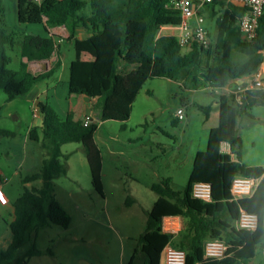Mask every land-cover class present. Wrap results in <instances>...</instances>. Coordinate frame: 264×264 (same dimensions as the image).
Listing matches in <instances>:
<instances>
[{
    "label": "trees",
    "instance_id": "1",
    "mask_svg": "<svg viewBox=\"0 0 264 264\" xmlns=\"http://www.w3.org/2000/svg\"><path fill=\"white\" fill-rule=\"evenodd\" d=\"M168 1L16 0L18 22L43 23L45 29L44 34L23 33L17 41L16 34L4 21V4L0 0V90L7 99L27 92L60 68L59 42L47 31L57 25L65 26L73 51L68 63V92L100 99L97 120L92 119L86 125L71 112L61 117L48 102H38L41 123L29 129L28 137L39 143L43 157L38 170L20 176L22 190L12 201L10 240L7 247L0 248V264H28L30 257L41 255L43 251L35 244L39 227L69 226L71 216L56 198L53 181L66 174L63 143H80L91 184L103 196L102 155L94 141L98 121L114 119L122 121L121 127H125L128 109L147 79L168 78L184 89L220 88L229 80L257 72L264 63V7L256 36L246 40L238 28L244 8L227 0H213L198 10L214 21L215 32L208 44L182 45L177 36L160 33L163 26L180 23L179 11L169 6ZM79 30L85 34L79 36ZM16 41L20 55L27 60L47 59L52 53L56 58L49 69L36 74L28 71L22 60L18 69H10L6 49ZM232 49L245 58L234 60ZM218 103V124L209 130L206 148L195 153L184 187L175 189L168 176L149 185L157 198L147 211L136 247L124 264H160V253L166 244L184 250L185 264H247L256 247L264 244L263 168L242 162V141L236 130L237 118L253 119L250 108L264 104V90L245 88L238 99L234 94L220 93ZM193 105L204 115L211 109L210 104ZM177 121L172 119L173 123ZM12 135L13 131L0 128V136ZM221 143H228L235 159L220 150ZM237 174L259 179L250 196L231 198L229 187ZM37 180L39 185H26ZM197 181L210 184L209 201L192 196L191 188ZM132 201L127 194L125 204ZM240 209L257 215L254 230L235 226ZM168 215H179L183 220L176 234L161 230V219ZM207 238L224 240L227 244L224 257H203ZM46 252L54 255L50 247Z\"/></svg>",
    "mask_w": 264,
    "mask_h": 264
},
{
    "label": "rangeland",
    "instance_id": "2",
    "mask_svg": "<svg viewBox=\"0 0 264 264\" xmlns=\"http://www.w3.org/2000/svg\"><path fill=\"white\" fill-rule=\"evenodd\" d=\"M6 4L5 23L16 34L17 39L21 38V34L32 31L31 26H38L39 32H43L39 24L18 23L15 14H9L8 2ZM203 20L210 41L215 32L214 21L206 15ZM188 23L192 27L194 18H189ZM160 32L174 35L180 29L163 27ZM17 41L12 48L6 49L10 57L7 67L10 69H18L22 59ZM60 47L63 51V64L56 75V84L53 80L50 81L48 102L61 117L66 112L79 115V98L82 94L69 93L67 89V66L73 56L72 46L65 42ZM146 89H150L148 94L145 93ZM140 90L136 101L132 102V108L128 109L130 119L124 122L125 127H121L122 121L105 119L94 132V141L102 155L104 197L91 184L89 167L80 143L66 142L61 145V151L67 154V170L65 175L53 180L54 191L70 214L71 222L67 228L56 224L39 227L35 234V244L43 253L30 257L28 264H124L136 247L138 235L145 226L147 211L156 196L144 185L154 179L152 170H171L179 163L182 169L178 172L175 170V173H179L180 178L173 185L175 189H182L185 185L186 169L189 167L186 165L188 153L200 144L199 123L195 119L191 101L195 99L200 104L207 105L217 99V94L207 87L198 88L195 93L187 92L176 82L168 83L164 77L147 79ZM184 98L188 99V104H183ZM6 100L5 93L0 90V125L18 129L14 137H4L18 145L22 143L26 121L31 118V109L21 97ZM179 105H184L183 109L190 116V125L186 130L183 125L186 118L172 122L175 109ZM13 108L19 111V119L14 118ZM260 110H264V107ZM144 113L148 114L143 117ZM253 128L258 137L264 127L260 124ZM151 130L154 131L153 136L149 134ZM138 135L139 139H135ZM150 137L164 142L163 147L172 152L165 160L161 147L148 142ZM28 141L30 147L26 162L19 169L23 174L38 170L43 157L39 143ZM257 143L261 146L260 137L257 138ZM16 148L10 147L7 149L9 152L0 149V166L9 177L3 181L2 187L11 200L22 190L19 175H12V167L19 157ZM254 152L256 155L262 154L259 149ZM115 177L120 179L116 180ZM128 184H131L135 201L127 205L125 198L129 193L122 189L127 188ZM12 212L10 205L0 206V248L7 247L10 240L7 221ZM262 246L263 243L256 247L254 256L247 264H263ZM48 247L52 249L53 256L46 252Z\"/></svg>",
    "mask_w": 264,
    "mask_h": 264
},
{
    "label": "crops",
    "instance_id": "3",
    "mask_svg": "<svg viewBox=\"0 0 264 264\" xmlns=\"http://www.w3.org/2000/svg\"><path fill=\"white\" fill-rule=\"evenodd\" d=\"M3 4H4V21L6 20V14H7V4L6 2H8V6H9V14H15V19L17 20V16H16V0H2ZM192 19L194 17H191ZM19 23V22H18ZM42 29L43 32H39V27L38 26H31L32 27V31H28L25 33H33V34H44L45 29H44V24L41 23L39 24ZM204 25V23H203ZM163 27H172L170 25L168 26H163ZM162 27V28H163ZM161 28V29H162ZM206 28V27H205ZM160 29V30H161ZM48 34L50 35H54V37L56 38V40L59 42L58 45V51L59 54L61 56V65L62 66V55H63V51L61 49V44L62 43H70L71 44V40L68 38V31L66 30L64 25H57V26H52L48 28ZM161 33V32H160ZM180 32L176 33L177 35ZM85 33L83 32V30H79L78 31V35L82 36ZM161 34H169V33H161ZM173 34V33H171ZM174 34V35H176ZM13 47V46H12ZM11 47V48H12ZM20 48V46H19ZM232 58L234 60H242L245 58L244 54L238 52L235 49H232ZM22 59H20V61H24L26 62V68L28 71L36 74L42 71H45L47 69L50 68L52 62L55 60V54L52 53L51 56L47 59H39V60H27L25 57H22ZM69 63V62H68ZM60 69V68H59ZM59 69L56 71V73L54 75H52L49 78L43 79L41 81L36 82L27 92L23 93V94H19L16 97L12 98L15 99L17 97H21L26 103L27 105H29V108L31 109V118L26 121V129L24 131V135H23V139H22V143L20 144H16L14 143L12 140H5L4 137H14L16 132H18L15 127V129H11L9 127H5V126H1L0 128L2 129H7V130H11L14 132V135L12 136H0V149H2L3 151L9 152L7 149H9L12 146L17 147L16 150L18 151V158L15 160V164L12 167L13 171H12V175L18 174L19 175V180H20V176L23 175V173L21 172V170H19L22 166V164H24V162H26V158H27V153L29 152L28 147L29 146V141L31 140L28 137V132L29 129L32 126H39L41 123V114L40 111L37 107L38 102H48V93L50 91V81L53 80L54 84H56L57 82V73L59 71ZM67 71H68V66H67ZM258 71L261 73H264V63H261ZM68 75V74H67ZM245 77V78H244ZM68 78V76H67ZM161 78V77H160ZM168 83H178L180 85L179 82L171 80L166 78ZM258 79H260L259 75H258ZM262 81V85L261 86H256L255 85V81H256V77H255V73H252L250 75H245L239 78H235L232 80L227 81V83L220 87V88H211V87H207L209 88L213 93L217 94V99L215 101H212L211 103H209L211 105V109L209 111V113L207 115H204L203 112H201L196 106L193 105V103L196 104H200L199 102H197L195 99H192L191 104L193 105V109H194V114H195V119L196 121L199 123V131H200V144L195 147L193 149V151L188 153V158L186 161V165L188 164L189 167L188 169H186V178H185V183L187 181L188 175L190 173L191 167H192V161H193V157L195 155V153L199 150H204L206 148V144H207V138H208V132L211 128L215 127L218 124V120H219V103H218V94L223 93L227 96H230L231 94L235 95V99H238L239 95H241L242 91L245 88H261L264 90V79H260ZM148 90L150 89H146V94H148ZM187 92H194L198 91L197 89H186ZM141 91V90H140ZM139 91V93H140ZM138 93V95H139ZM137 95V96H138ZM6 96V95H5ZM137 96L135 98L134 101H136ZM7 99V98H6ZM12 99H7L6 101H10ZM80 114H73V117L76 119H81L83 120L85 116H89L90 120L95 119L97 120V114L99 113V104H100V99L97 97H88L85 95L80 96ZM133 101V102H134ZM188 99L184 98L183 100V104H188ZM49 103V102H48ZM202 105V104H201ZM208 105V104H207ZM182 107L184 108V105H179L176 107L179 108ZM261 107H264V104L262 105H256L250 108V113L251 115L254 117L253 119H250L246 116H242L237 118L236 120V130H237V134L239 135V137L241 138L242 141V149H241V160L242 162L246 163L247 165H254V166H261L263 168V173L262 176H264V128L263 131L258 135H256L255 133V128L257 125L263 124L264 127V110H260ZM132 108V105H131ZM175 109V111H176ZM15 112L14 118L19 119L20 118V114L19 111L16 108L12 109ZM36 110V114L34 115V111ZM150 112V111H148ZM152 112V111H151ZM68 112H66L67 114ZM65 114V115H66ZM146 114L148 113H144L143 117L146 116ZM184 130H186V128H188V126L190 125V116L186 114L185 110H184ZM59 115V114H58ZM64 115V116H65ZM39 117V118H38ZM63 117V116H62ZM175 118V112L174 115L172 117V119ZM130 119V113L128 115L127 121H129ZM182 119V120H183ZM105 120V119H104ZM104 120H99L98 124L100 122L104 123ZM159 129V127H156ZM20 130V129H19ZM154 130V129H153ZM151 130L150 131V136H153L154 131ZM140 135H138L135 139H139ZM261 138V146H258L257 144V138ZM153 139V140H150ZM130 140V139H128ZM148 142L152 145V144H156L158 147H161L162 149V154H163V158L164 160L168 157V155H170L172 152H169L168 149H165L163 147L164 142L160 141L159 139H154L153 137L148 138ZM8 141V142H6ZM131 142V141H130ZM6 149H4V147ZM257 149H259L262 154L261 155H256L254 151H256ZM33 150V148L31 149ZM171 150V149H170ZM220 150L223 153H227L230 154L231 159H235L234 154L231 152L230 147L228 145V143H221L220 144ZM101 152V150H100ZM41 162V161H40ZM128 166V165H126ZM182 169V165H180L179 163H177V165L175 166L174 169H160V170H152V181L146 182L144 183V185L146 187H149V185L153 182H156V180L158 181L161 177H165L168 176L171 179V185L174 187V182L176 179L180 178L178 177V174L175 173V170H181ZM102 173V172H101ZM9 177H7L5 175V171L4 169L0 166V206H7L10 205V207H12V201L14 199H9L4 191H3V187H2V183L3 181H5L6 179H8ZM116 180L120 179V177H115ZM180 180V179H179ZM259 180V179H258ZM257 180V181H258ZM183 182V179H182ZM40 183V182H39ZM39 183H26L27 186L31 185V184H35V185H39ZM102 184H103V180H102ZM184 187V186H183ZM175 188V187H174ZM150 189V188H149ZM124 192H128L129 195L133 198V201H135V197L133 196V192L131 190V184H128L127 188H123L122 189ZM103 193H104V188H103ZM156 194V193H155ZM127 195V194H126ZM104 197V194H103ZM56 198L59 200V197L56 195ZM157 198V195L155 196V198L153 199V201ZM60 202V201H59ZM152 206V204H151ZM12 211H13V207H12ZM13 214V212H12ZM10 214L9 219L7 221V223L9 224V222L13 219V215ZM179 216V215H178ZM0 218L2 219V215L0 213ZM182 220V218H181ZM183 222V220H182ZM263 253H262V257H264V244H263ZM161 254V253H160ZM160 264H163V260L162 257L160 255Z\"/></svg>",
    "mask_w": 264,
    "mask_h": 264
},
{
    "label": "built area",
    "instance_id": "4",
    "mask_svg": "<svg viewBox=\"0 0 264 264\" xmlns=\"http://www.w3.org/2000/svg\"><path fill=\"white\" fill-rule=\"evenodd\" d=\"M39 1V0H35ZM213 0H169L168 5L176 9L180 13V23L171 25L180 29L177 36L180 44L189 45L192 42H197L203 46L208 44L207 30L203 25L204 15L199 14L198 10L211 3ZM237 6L244 8L243 14L238 19V28L242 37L246 40H251L256 36L258 19L262 14L264 0H227ZM194 17L195 23L189 27V18ZM260 72H255V85L261 86L262 81L258 79ZM36 114V110L33 112ZM184 109L179 107L175 111V118L180 121L184 118ZM86 125L90 121L87 115L82 120ZM257 184V180L250 176L235 175L229 187L231 198L238 199L250 196ZM193 197L203 201L211 199V186L207 182L197 181L193 183L191 188ZM258 218L255 213L240 209L235 221V226L238 229L254 230L257 226ZM161 230L170 234H176L182 227L181 217L178 215L164 216L160 222ZM227 249V244L222 239L207 238L203 243V257L211 259H220L224 257ZM163 264H185V252L182 249L175 248L169 244L164 245L161 250Z\"/></svg>",
    "mask_w": 264,
    "mask_h": 264
},
{
    "label": "water",
    "instance_id": "5",
    "mask_svg": "<svg viewBox=\"0 0 264 264\" xmlns=\"http://www.w3.org/2000/svg\"><path fill=\"white\" fill-rule=\"evenodd\" d=\"M259 77H260V79H264V73H261L260 75H259ZM245 78V77H244Z\"/></svg>",
    "mask_w": 264,
    "mask_h": 264
}]
</instances>
